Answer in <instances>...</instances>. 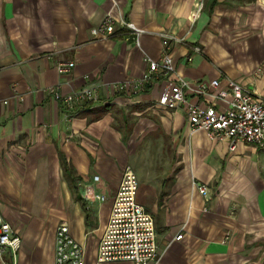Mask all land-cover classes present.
<instances>
[{"label": "crops", "instance_id": "0c3cea01", "mask_svg": "<svg viewBox=\"0 0 264 264\" xmlns=\"http://www.w3.org/2000/svg\"><path fill=\"white\" fill-rule=\"evenodd\" d=\"M106 13L114 31L94 37ZM119 20L141 31L138 44ZM163 52L175 73L138 85L146 58ZM66 61L74 65L59 72ZM178 77L219 80L206 95L187 91L204 105L227 106L214 96L228 79L264 95V0H0V216L21 238L14 255L0 253V264H53L60 221L84 246L85 264H97L125 167L154 220L156 264H264V148L231 150L227 139L192 130L185 106L159 107L161 90ZM84 87L94 92L91 104L65 120L50 89ZM62 160L77 176L79 198ZM94 174L109 207L82 198ZM196 183L207 186L208 200Z\"/></svg>", "mask_w": 264, "mask_h": 264}, {"label": "built area", "instance_id": "2783aa9c", "mask_svg": "<svg viewBox=\"0 0 264 264\" xmlns=\"http://www.w3.org/2000/svg\"><path fill=\"white\" fill-rule=\"evenodd\" d=\"M196 15L197 13L191 15L190 20L194 21ZM118 22L121 27L135 34V42L138 44V35L141 31L131 22L124 20ZM113 24L112 15L106 13L99 24L91 28V34L94 37L111 34L114 31ZM169 38V35L163 34L164 48ZM193 49L199 51L197 45L193 46ZM146 60L148 67L138 79V85L175 73L171 56L166 52H163L158 60L150 57ZM73 65V61L60 62L56 68L59 72H65ZM218 85V79L191 83L178 77L168 81L156 103L159 107L170 109L185 106L188 124L192 130L204 129L211 139H227L231 150L235 149L237 143L250 144L258 149L264 148V95H259L248 87L228 79L225 88L219 89L214 96L218 99H228L227 106L204 105L186 98L187 91L206 95L210 88ZM115 86L126 89L128 84L116 83ZM50 90L55 98L62 101L65 120L71 119L78 109L86 108L83 103L94 98V92L90 87L64 95L57 89ZM98 180L99 175L94 174L91 182L83 184L82 198L86 202L105 200V196L95 190L94 183ZM137 187L138 182L134 171L130 167H125L113 195L107 221L97 241L95 255L97 264L115 261H126L129 264L157 263L159 256L154 220L145 207L137 201ZM196 188L205 200L209 199L205 184L196 183ZM181 237L182 233H179L174 239ZM20 243V236L0 216V253L10 250L14 255L19 250ZM53 264H85V248L71 235L65 221H60L56 228Z\"/></svg>", "mask_w": 264, "mask_h": 264}, {"label": "trees", "instance_id": "16d2710c", "mask_svg": "<svg viewBox=\"0 0 264 264\" xmlns=\"http://www.w3.org/2000/svg\"><path fill=\"white\" fill-rule=\"evenodd\" d=\"M90 104H91V100L85 101L83 103V106L88 107ZM61 165H62L63 171L67 177V181H68V184H69L71 191L74 193L76 198H79V196L77 194V190H76L77 176L74 174L72 167H70L64 160L61 161ZM83 207H85L84 204H83Z\"/></svg>", "mask_w": 264, "mask_h": 264}, {"label": "rangeland", "instance_id": "374dc122", "mask_svg": "<svg viewBox=\"0 0 264 264\" xmlns=\"http://www.w3.org/2000/svg\"><path fill=\"white\" fill-rule=\"evenodd\" d=\"M253 155H254V153L253 154H251V156L253 157ZM263 155H264V153H263ZM158 166L159 165H155L154 167H155V170H158ZM106 202H105V200L104 201H102V202H100V206H106V207H109L108 205V203L107 204H105Z\"/></svg>", "mask_w": 264, "mask_h": 264}]
</instances>
